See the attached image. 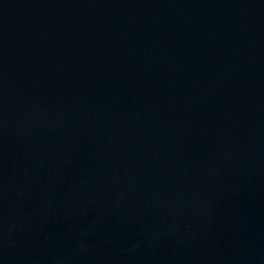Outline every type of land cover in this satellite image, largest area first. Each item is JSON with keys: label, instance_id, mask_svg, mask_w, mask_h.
<instances>
[{"label": "water", "instance_id": "obj_1", "mask_svg": "<svg viewBox=\"0 0 264 264\" xmlns=\"http://www.w3.org/2000/svg\"><path fill=\"white\" fill-rule=\"evenodd\" d=\"M0 264H264V0H0Z\"/></svg>", "mask_w": 264, "mask_h": 264}]
</instances>
